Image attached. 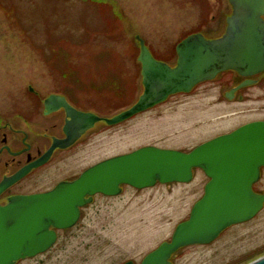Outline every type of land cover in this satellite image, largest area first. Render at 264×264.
<instances>
[{"label":"rangeland","instance_id":"374dc122","mask_svg":"<svg viewBox=\"0 0 264 264\" xmlns=\"http://www.w3.org/2000/svg\"><path fill=\"white\" fill-rule=\"evenodd\" d=\"M142 1L0 0V95L25 102L32 91L43 96L61 92L102 118L129 109L143 93L132 32L139 31L151 54L164 63L184 33L167 12L148 13L131 23ZM159 46L169 48L164 52ZM245 99L223 101L213 86H206L174 95L119 125L99 122L75 148L55 158L54 179H74L96 163L143 147L188 153L252 121H264V89ZM262 176L253 191L264 192ZM207 182L196 171L190 184L144 191L122 187L119 196H95L78 225L62 233L52 258L20 264H139L188 219ZM262 253L264 208L211 244L180 250L171 262L240 264Z\"/></svg>","mask_w":264,"mask_h":264},{"label":"water","instance_id":"95a60500","mask_svg":"<svg viewBox=\"0 0 264 264\" xmlns=\"http://www.w3.org/2000/svg\"><path fill=\"white\" fill-rule=\"evenodd\" d=\"M233 15L226 34L208 41L200 36L185 39L177 46L174 68L155 61L143 41L138 61L141 64L143 93L129 109L110 118L75 111L63 104L70 122L65 126L66 139L55 141L56 148L69 147L78 134L96 123L119 125L132 117L165 102L177 94H188L219 73L234 71L252 76L264 70V0H230ZM50 97L46 109L58 104ZM80 127V128H79ZM264 169V122L247 124L230 134L204 143L188 154L154 147L138 149L114 157L84 171L75 181L59 184L46 195L18 199L0 209V264H14L26 257L45 252L55 241L44 235L50 225L57 230L72 228L79 210L95 195L115 197L121 187L144 190L156 184H189L193 171L200 170L209 180L204 195L192 208L189 218L178 225L169 243L162 244L141 264H171V256L191 246L214 242L226 229L254 219L264 206V194L252 190ZM87 197V199H86ZM21 206L23 213H14ZM13 222L10 228L3 225ZM132 264V263H127ZM249 264H264V256Z\"/></svg>","mask_w":264,"mask_h":264},{"label":"flooded vegetation","instance_id":"af4514ba","mask_svg":"<svg viewBox=\"0 0 264 264\" xmlns=\"http://www.w3.org/2000/svg\"><path fill=\"white\" fill-rule=\"evenodd\" d=\"M136 6L134 5V8ZM165 12L171 15L170 18L173 21L177 20L179 23L176 29L182 28L184 31L181 38L173 46L171 58L167 63L165 62L170 67H174L177 62V46L183 40L193 36H200L208 41H216L226 34L228 20L233 15V7L230 0H146L141 2L140 10L135 12L130 20L133 23L140 17H147L148 13L153 17H158ZM260 18L264 24V13ZM139 23L140 27H142V22ZM170 31H174V28L170 29ZM131 35L138 47L137 62L140 53L138 39L143 41L152 58L160 62L151 54L152 47L139 34V31H134ZM159 48L166 52L169 47L159 46ZM172 60L174 65L171 64ZM138 64L141 68V64ZM206 86H213V89L218 96H221L223 101H233L234 99L242 103L246 100L245 98L249 92L264 89V70L252 76H241L234 71L222 72L211 81L197 85L193 91L202 87L206 88ZM26 97L27 99L24 102L20 99H7L6 96L0 95V209L2 210L8 208L18 199L46 195L57 185L71 182L73 179L65 177L55 181V158L63 156L75 148L88 133V131L80 132L74 143L69 147L56 148L48 154L55 141L66 139L64 130L66 124L70 122V118L67 116L65 107L62 106L63 104L78 112H91L82 110L74 105L61 92L51 93L46 96L39 92H33L32 94H26ZM50 97L58 98V104L46 109L45 102ZM263 172L264 169H261L260 180L257 184L262 181ZM255 194L263 195L264 192L258 191ZM84 208L79 210L78 222L82 217ZM15 212L23 213L24 211L19 206ZM3 225L8 229L13 225V222L7 219ZM77 225L78 223L73 228ZM73 228L57 230L53 225H50L47 231H44V233L46 232L44 240L49 241L51 234H54L55 241L53 245L43 253L31 258L26 257L18 260L14 264L26 263L46 257L50 259V256L52 258L56 246L61 242L62 233ZM175 257L176 254L172 256L170 262L172 259L175 261Z\"/></svg>","mask_w":264,"mask_h":264},{"label":"trees","instance_id":"16d2710c","mask_svg":"<svg viewBox=\"0 0 264 264\" xmlns=\"http://www.w3.org/2000/svg\"><path fill=\"white\" fill-rule=\"evenodd\" d=\"M263 254H264V253H262L261 255H263ZM261 255L256 256V258L253 257V258H251V259H248V260H246V261H244V262H242V263H240V264H249L250 262L255 261L256 259H258L259 257H261Z\"/></svg>","mask_w":264,"mask_h":264},{"label":"bare ground","instance_id":"6f19581e","mask_svg":"<svg viewBox=\"0 0 264 264\" xmlns=\"http://www.w3.org/2000/svg\"><path fill=\"white\" fill-rule=\"evenodd\" d=\"M170 67V66H169ZM170 68H174V67H170ZM157 186V185H156Z\"/></svg>","mask_w":264,"mask_h":264}]
</instances>
